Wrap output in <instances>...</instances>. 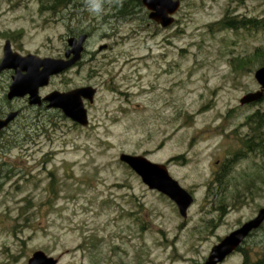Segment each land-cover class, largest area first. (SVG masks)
Segmentation results:
<instances>
[{
  "label": "rangeland",
  "instance_id": "374dc122",
  "mask_svg": "<svg viewBox=\"0 0 264 264\" xmlns=\"http://www.w3.org/2000/svg\"><path fill=\"white\" fill-rule=\"evenodd\" d=\"M96 2L53 14L39 0H0V59L5 40L21 54L61 58L66 40L85 33L80 66L43 93L97 90L85 103L86 128L56 111L25 109L0 135V264H26L36 251L57 264H203L264 208L257 149L215 183L243 148L246 117L260 111L264 119V101L239 105L259 90L254 53L264 34L210 26L225 14L261 17L264 4L180 0L174 24L161 29L136 17L109 20ZM259 133L264 145V126ZM121 154L165 165L193 197L186 218L121 164ZM244 248L261 252L264 228ZM242 260L234 252L221 264Z\"/></svg>",
  "mask_w": 264,
  "mask_h": 264
},
{
  "label": "water",
  "instance_id": "95a60500",
  "mask_svg": "<svg viewBox=\"0 0 264 264\" xmlns=\"http://www.w3.org/2000/svg\"><path fill=\"white\" fill-rule=\"evenodd\" d=\"M142 7L148 12L147 18L161 29H167L174 23V15L180 8V0H141ZM88 36L82 34L69 37L67 50L62 59L40 58L27 54L22 56L12 51L9 41L4 43L0 60V74L12 70L14 75L6 94L7 101L28 98V105L39 107L46 103L49 110H58L62 115L80 127L88 126L84 101L92 104L96 90L92 87H81L66 93L53 91L41 98L39 88L46 87L52 77L58 76L73 67L81 60L84 44ZM254 80L259 90L245 95L239 105H250L260 102L264 96V66L254 72ZM18 112H10L0 119V132L16 119ZM119 162L127 166L149 190L156 191L170 200L181 218L185 219L187 210L193 204V197L171 178L165 165L150 162L144 156L121 154ZM264 223V208L256 216L223 237L214 245L203 264H221L235 252L247 237ZM58 259L47 256L41 251L34 252L26 264H57Z\"/></svg>",
  "mask_w": 264,
  "mask_h": 264
},
{
  "label": "trees",
  "instance_id": "16d2710c",
  "mask_svg": "<svg viewBox=\"0 0 264 264\" xmlns=\"http://www.w3.org/2000/svg\"><path fill=\"white\" fill-rule=\"evenodd\" d=\"M41 10H45L49 13H58L60 9L67 8L69 6L74 7H86L91 5L92 0H39ZM96 1V0H95ZM253 1V0H251ZM261 1L264 4V0H254ZM96 6H104L109 12L105 17L109 20H126L136 17L140 21H148L147 12L141 5V0H97ZM89 7V6H88ZM80 9V8H79ZM216 28V30H231V31H246L253 33H263L264 34V10L261 17L257 18H248V17H234L228 14H225L222 19L218 22L212 24L210 28ZM254 58L257 59L256 64L261 67L264 66V49H257L254 53ZM243 66L246 65L242 63ZM264 101V97L263 100ZM62 117V116H61ZM246 125H249L250 133L247 135V138L243 141V148L240 149L235 154L230 155L229 160L225 162V167L221 175L216 174L215 183L220 184L224 174L227 173L230 169L232 163L235 160H240L245 155L253 154L260 152L264 156V145L261 140V134L259 133L260 129L264 126L263 115L260 111H256L254 114L246 117ZM261 142V144H260ZM264 228V224L258 229L261 230ZM257 230V231H258ZM256 231V232H257ZM256 232H253L249 235L252 237ZM248 237V238H249ZM246 242V241H245ZM237 249V252H240L243 255V260L241 264H264V249L261 252H256L255 256H252V251L250 249L244 248V244ZM251 253V254H250ZM254 255V254H253Z\"/></svg>",
  "mask_w": 264,
  "mask_h": 264
},
{
  "label": "flooded vegetation",
  "instance_id": "af4514ba",
  "mask_svg": "<svg viewBox=\"0 0 264 264\" xmlns=\"http://www.w3.org/2000/svg\"><path fill=\"white\" fill-rule=\"evenodd\" d=\"M80 35V34H79ZM79 35H74V36H70V37H75V38H77ZM87 36H88V40L90 39V36L87 34ZM11 44V43H10ZM11 48H12V46H11ZM64 53H65V51L67 50V47L66 46H64ZM12 51H15V50H13V48H12ZM15 52H17V51H15ZM19 53V52H18ZM84 53H85V49H84V51H83V56H84ZM21 54V53H20ZM27 54H31V53H26V54H21V55H27ZM33 55H36V56H39L38 54H33ZM39 57H41V56H39ZM62 57H64V54H63V56ZM61 57V58H62ZM83 58V57H82ZM80 64H81V62H79V63H76V65L74 66V67H72V68H70V69H68L67 71H65V72H63V73H61L60 75H63V74H65L66 72H68L69 70H71V69H73V68H77V67H79L80 66ZM14 75V72L12 71V70H8V71H4V72H2L1 74H0V81L3 79V77H6V82L4 83V86L2 87V90H1V92H0V119H4L10 112H13V111H16V112H18V117L22 114V112L25 110V109H27V111H29V110H31V111H33V112H50L51 110H48L47 109V107H46V103H42V105L41 106H39V107H34V106H29L28 105V98L27 97H24V98H18V99H13L12 101H7V99H6V94H7V91H8V87H9V85H10V82H11V77ZM59 75V76H60ZM58 77V76H57ZM46 88L47 87H43V88H39V90H38V95L41 97V98H43V97H45L48 93L47 92H45V93H43V91L44 90H46ZM94 88V87H93ZM94 89H96V88H94ZM70 91V90H69ZM97 91V90H96ZM16 102H23L24 103V108H22V109H15L14 108V103H16ZM10 125H12V123L10 124ZM10 125L5 129V130H3L1 133H0V135L1 134H3L5 131H7L8 129H9V127H10Z\"/></svg>",
  "mask_w": 264,
  "mask_h": 264
}]
</instances>
